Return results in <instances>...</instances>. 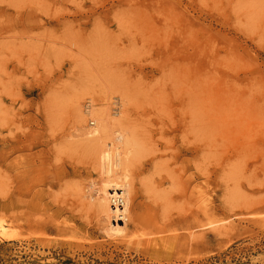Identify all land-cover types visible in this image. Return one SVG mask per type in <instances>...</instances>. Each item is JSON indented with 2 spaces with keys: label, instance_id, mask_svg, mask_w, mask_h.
Segmentation results:
<instances>
[{
  "label": "rangeland",
  "instance_id": "obj_1",
  "mask_svg": "<svg viewBox=\"0 0 264 264\" xmlns=\"http://www.w3.org/2000/svg\"><path fill=\"white\" fill-rule=\"evenodd\" d=\"M94 107L148 160L120 233L80 197L108 177ZM31 131L90 172L57 190L60 233L24 208ZM1 225L0 264H264V0H0Z\"/></svg>",
  "mask_w": 264,
  "mask_h": 264
},
{
  "label": "bare ground",
  "instance_id": "obj_2",
  "mask_svg": "<svg viewBox=\"0 0 264 264\" xmlns=\"http://www.w3.org/2000/svg\"><path fill=\"white\" fill-rule=\"evenodd\" d=\"M40 111L46 112L45 108H40ZM87 112L88 116L92 118L91 122H94L92 124L93 127L87 129L88 134L91 135L89 139L93 144V155L96 157L100 166L106 169L105 172H107L108 177L104 180L103 187L97 190V197L94 195L87 196L85 194H81L80 197L82 200L91 198L93 202L90 203L89 207L95 210L98 217L107 218L112 226L111 229L113 232L120 233L123 228L120 222H128L129 211L137 195L146 197L148 206L153 202L152 196L154 198V194L152 193L151 180L142 179V188L140 189L136 188L135 183L137 180L136 177L143 175L148 160L137 158V151H129L131 145L130 138L127 136V133H125L126 131L123 132L121 129L120 121H113L111 119L110 113L106 108H95ZM35 126L36 122L32 124V127ZM24 134L22 146V150L24 151L22 163V184L25 196L24 208L28 210L30 203L43 208L44 212L49 213V217L48 215L47 217L49 218L48 223L51 224L50 226H53L55 228L53 229L60 233L63 231L61 228L62 226L56 220L59 215L64 212V209L62 208L63 206L61 207V205H59L57 190L66 185L75 184L76 186V182H69V178L81 176L86 171V168L72 164L69 169L67 163L55 159L52 156L54 151H52L51 148H45V141L38 131H31V135ZM170 144L171 143H169V145ZM136 146L137 143H135V147ZM42 147H44V149L38 150ZM84 166L86 165L84 164ZM129 173L133 175L130 176ZM176 179L177 178H175V181H177ZM160 184L162 186L164 182L160 181ZM75 186H72L73 189H75ZM80 188L81 189H76L84 191L86 185L84 184L83 187ZM30 198L31 200L29 201ZM5 229L6 228L1 225L0 233Z\"/></svg>",
  "mask_w": 264,
  "mask_h": 264
}]
</instances>
